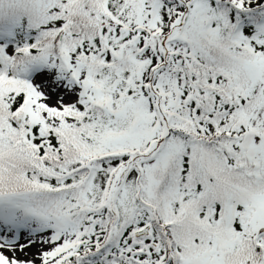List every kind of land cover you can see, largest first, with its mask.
<instances>
[{
  "label": "snow or ice",
  "instance_id": "1",
  "mask_svg": "<svg viewBox=\"0 0 264 264\" xmlns=\"http://www.w3.org/2000/svg\"><path fill=\"white\" fill-rule=\"evenodd\" d=\"M0 264H264V0H0Z\"/></svg>",
  "mask_w": 264,
  "mask_h": 264
}]
</instances>
